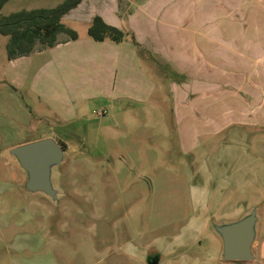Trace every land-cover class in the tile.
I'll use <instances>...</instances> for the list:
<instances>
[{
	"label": "rangeland",
	"instance_id": "rangeland-1",
	"mask_svg": "<svg viewBox=\"0 0 264 264\" xmlns=\"http://www.w3.org/2000/svg\"><path fill=\"white\" fill-rule=\"evenodd\" d=\"M59 1L63 0H13L4 14ZM188 1L190 12L201 13L200 18L205 12L212 16L218 11L217 17L206 23V37L209 40L208 32L220 28L223 61L218 65L212 55L206 54L204 76L199 77L204 82L190 80L195 79L193 74L183 77L175 73L177 67L163 63L162 69L172 77H167L168 86L157 91L152 106L143 104L147 112L138 110L140 115L130 116L114 104L97 99L73 123L60 125L54 119L52 123L49 118H41L36 106L28 107L31 112L22 116L26 123L19 126L0 117V143L20 145L53 132L67 142L55 138L65 148L64 160L51 170L58 199L25 188L26 171L11 157L9 149L5 155L0 153V264H149L147 256L152 252L161 253V264H251L223 258V242L215 226L228 220L209 212V219L203 221L205 234L190 229L200 223L193 222L199 210L192 185L203 181L204 168L202 163L187 161L183 156L178 110L184 97L189 96L187 102H193L199 87L206 106L191 119L199 121L201 139H211L207 154L214 138L224 148L231 145L229 123L220 135L212 132L217 113L212 96L221 94L227 103L239 97L245 106L248 91L264 92V67L258 65L264 61V0ZM176 3L173 0L174 6ZM64 22L77 31L85 29L83 24ZM8 40L9 36L0 33L1 60L6 56ZM247 46L253 49V57L248 51L249 57L258 61L254 66L251 61L246 65ZM151 67L156 72L154 65ZM158 69L161 79L162 70ZM170 80L177 99L172 97ZM105 107L109 112L98 114ZM221 108L224 112L225 107ZM185 123L191 124L188 119ZM261 131V127L254 128L249 134L252 137ZM251 210L238 212L239 217L229 221ZM183 237L196 242L170 244Z\"/></svg>",
	"mask_w": 264,
	"mask_h": 264
},
{
	"label": "crops",
	"instance_id": "crops-1",
	"mask_svg": "<svg viewBox=\"0 0 264 264\" xmlns=\"http://www.w3.org/2000/svg\"><path fill=\"white\" fill-rule=\"evenodd\" d=\"M11 1L3 6V13ZM63 1L41 7H55ZM188 3V0H177V6H174L173 0H82L63 17V21L85 26L84 31H78L79 38L71 39L61 34L60 42L53 47H40L29 55L14 59H9L6 53L5 58L0 59V117L19 126V123H26L22 116L31 112L28 107L36 106L41 118L54 119L60 125L73 123L87 110L88 104L97 99L111 106L114 104V108L124 110L130 116L132 113L140 115L138 110L147 112L146 104L152 106L150 102L157 91L168 86L167 77L171 75L168 70L162 69L163 63L177 67L175 73L183 77L193 74L195 79L190 80L204 82L199 77L204 76L206 54L212 55L218 65L223 61L220 28L208 32L209 40L206 37V23L216 18L218 11L216 9L212 16L205 12L200 18L201 13L190 12ZM96 15L122 29L126 34L125 39L121 42L98 41L89 36L88 28ZM248 51L252 54L251 46H247L246 65H250L251 61V66H254L258 61L252 58L253 54L250 58ZM258 65L264 67V61ZM158 68L162 70L161 79ZM169 87L172 97L177 99L172 80ZM197 89L193 105L187 102L190 98L187 96L182 98L184 101L180 102V109L177 108L183 156L187 157V161L202 163L204 168L203 181L192 185L193 192L197 194L199 210L193 222L198 220L200 223L192 224L190 229L205 234L206 224L203 221L209 219V212H213L218 219L229 221L239 217L236 213L256 207L260 212L254 248L256 258L249 262L264 264V92L248 91L245 106L239 97L227 103L222 101L221 94L212 96L213 108L217 112L214 113L212 132L214 136L220 135L229 123L227 130L232 141L228 148H224L226 146L220 142L217 144L218 139L214 138L212 147L215 149L211 156L213 148L207 154L211 139H201L199 121L195 117L191 119V115H196L206 106L204 93L200 94V88ZM143 104L146 110L142 109ZM222 106L225 107L224 112ZM148 110L151 109L148 107ZM97 112L105 115L109 112L108 107ZM205 113L201 114L205 116ZM186 119L190 125L184 124ZM202 121L205 123V117ZM239 127L246 130L239 132ZM260 127L261 133L251 137L249 130ZM203 132L206 131L203 129ZM2 136L0 133V140ZM48 136L67 143L58 132ZM15 146L0 143L1 155H5L4 151L8 149L10 153ZM220 148L224 150L218 151ZM11 157L16 159L13 155ZM191 241L196 242L195 239L189 241L183 237L170 244L187 245ZM159 256L161 264L163 257L161 253Z\"/></svg>",
	"mask_w": 264,
	"mask_h": 264
},
{
	"label": "water",
	"instance_id": "water-1",
	"mask_svg": "<svg viewBox=\"0 0 264 264\" xmlns=\"http://www.w3.org/2000/svg\"><path fill=\"white\" fill-rule=\"evenodd\" d=\"M27 173L25 188L41 190L53 199L59 191L52 180V167L64 160L65 148L53 137H46L17 145L10 149ZM258 209L234 220L215 226L223 242V258L231 261H251L256 258L254 248L257 237ZM160 256L149 259V264H159Z\"/></svg>",
	"mask_w": 264,
	"mask_h": 264
},
{
	"label": "trees",
	"instance_id": "trees-1",
	"mask_svg": "<svg viewBox=\"0 0 264 264\" xmlns=\"http://www.w3.org/2000/svg\"><path fill=\"white\" fill-rule=\"evenodd\" d=\"M7 1L0 0V33L9 36V59L29 55L40 47H53L60 42L61 34L71 39L79 38V32L68 26L63 17L82 0H64L55 7L21 9L4 14L2 9ZM88 34L98 41L121 42L126 37L122 29L107 23L100 15L92 20Z\"/></svg>",
	"mask_w": 264,
	"mask_h": 264
},
{
	"label": "flooded vegetation",
	"instance_id": "flooded-vegetation-1",
	"mask_svg": "<svg viewBox=\"0 0 264 264\" xmlns=\"http://www.w3.org/2000/svg\"><path fill=\"white\" fill-rule=\"evenodd\" d=\"M155 256H159V253L158 252L149 253L148 256H147L148 263H149V259L152 258V257H155Z\"/></svg>",
	"mask_w": 264,
	"mask_h": 264
}]
</instances>
